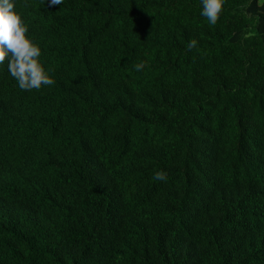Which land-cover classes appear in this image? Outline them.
I'll use <instances>...</instances> for the list:
<instances>
[{"label":"trees","instance_id":"1","mask_svg":"<svg viewBox=\"0 0 264 264\" xmlns=\"http://www.w3.org/2000/svg\"><path fill=\"white\" fill-rule=\"evenodd\" d=\"M11 2L55 83L0 64V264H264V0Z\"/></svg>","mask_w":264,"mask_h":264},{"label":"clouds","instance_id":"2","mask_svg":"<svg viewBox=\"0 0 264 264\" xmlns=\"http://www.w3.org/2000/svg\"><path fill=\"white\" fill-rule=\"evenodd\" d=\"M225 0H202L201 15L215 25L223 11ZM63 0H48V6H59ZM11 0H0V64L7 61L10 75L17 81L21 90H40L42 86L55 83L40 61L41 49L27 35L29 29L22 17L14 11ZM198 41L191 39L187 50L196 48ZM136 71L145 67L141 61L135 66ZM167 174L164 171L156 172L154 179L164 181Z\"/></svg>","mask_w":264,"mask_h":264},{"label":"rangeland","instance_id":"3","mask_svg":"<svg viewBox=\"0 0 264 264\" xmlns=\"http://www.w3.org/2000/svg\"><path fill=\"white\" fill-rule=\"evenodd\" d=\"M260 1H262V0H260Z\"/></svg>","mask_w":264,"mask_h":264}]
</instances>
